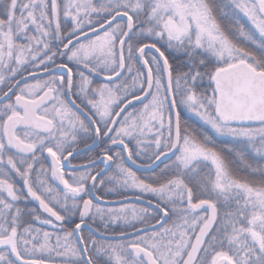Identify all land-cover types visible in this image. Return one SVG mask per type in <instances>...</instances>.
<instances>
[{"label":"snow or ice","instance_id":"snow-or-ice-1","mask_svg":"<svg viewBox=\"0 0 264 264\" xmlns=\"http://www.w3.org/2000/svg\"><path fill=\"white\" fill-rule=\"evenodd\" d=\"M0 264H264V0H0Z\"/></svg>","mask_w":264,"mask_h":264},{"label":"flooded vegetation","instance_id":"flooded-vegetation-1","mask_svg":"<svg viewBox=\"0 0 264 264\" xmlns=\"http://www.w3.org/2000/svg\"><path fill=\"white\" fill-rule=\"evenodd\" d=\"M44 78H47V75L46 76H43ZM29 83H33V79H30L28 80ZM14 98V97H13ZM87 147L86 145H84L83 143L80 144L79 146V150L83 149ZM100 149L99 148H96L94 149L92 152H89V149L88 150H85L83 152H80V153H77V154H74V159L73 158H70V159H73V164L74 165H84V164H87V161H88V157L89 155H97L99 153ZM45 166L47 167V161L45 162ZM102 167V165H97V170ZM66 173L68 172H71L72 169L70 168H66L65 169ZM16 181H17V184L20 185L21 187L23 186L22 185V181L18 178V177H13ZM99 179V178H98ZM111 199H117V198H111ZM32 204H34L38 209H39V206L34 202L32 201L31 202ZM129 203H137V204H143V203H139V202H129ZM146 206V204H144ZM41 212L42 210L39 209Z\"/></svg>","mask_w":264,"mask_h":264},{"label":"trees","instance_id":"trees-1","mask_svg":"<svg viewBox=\"0 0 264 264\" xmlns=\"http://www.w3.org/2000/svg\"><path fill=\"white\" fill-rule=\"evenodd\" d=\"M243 22L245 23V26H246V27H251V26H250V23H248L246 19H245ZM182 115H183V114H182ZM190 123H195V120L193 119L192 121H190ZM227 140H228V139H226V138H224V137H221V138L218 139V143L221 142V141H225V142H226ZM250 162H251V161H250ZM162 166H163V165H161V167H162ZM158 170H159V169H157V171H158ZM138 174H139V173H138ZM143 174L148 175V174H150V173L145 172V173H143ZM29 207L36 208L38 212H41V211H40V210H39L34 204H32V203L29 204ZM46 230H50V231H51L52 229H51V228H48V229H46Z\"/></svg>","mask_w":264,"mask_h":264},{"label":"water","instance_id":"water-1","mask_svg":"<svg viewBox=\"0 0 264 264\" xmlns=\"http://www.w3.org/2000/svg\"><path fill=\"white\" fill-rule=\"evenodd\" d=\"M39 75H41V76H46L47 74L40 73ZM30 79H32V78H31V77H28V80H30ZM22 83H23V82H22ZM85 150H88V148L85 147V148L79 150L78 153L83 152V151H85ZM74 154H77V153H74ZM77 166H79V165H77ZM112 200H116V199H112ZM34 202H35V201H34ZM127 202H139V203L146 204V201H140V200H137L135 197H133V196H131V195L129 196ZM35 203L38 205V202H35Z\"/></svg>","mask_w":264,"mask_h":264},{"label":"rangeland","instance_id":"rangeland-1","mask_svg":"<svg viewBox=\"0 0 264 264\" xmlns=\"http://www.w3.org/2000/svg\"><path fill=\"white\" fill-rule=\"evenodd\" d=\"M251 26V25H250ZM226 139H229V138H226ZM133 204H136L137 206H140V204H137V203H133Z\"/></svg>","mask_w":264,"mask_h":264}]
</instances>
